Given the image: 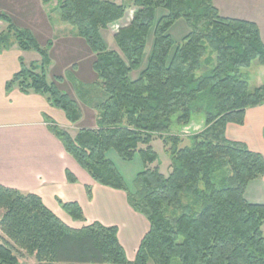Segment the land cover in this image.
<instances>
[{
  "label": "trees",
  "instance_id": "16d2710c",
  "mask_svg": "<svg viewBox=\"0 0 264 264\" xmlns=\"http://www.w3.org/2000/svg\"><path fill=\"white\" fill-rule=\"evenodd\" d=\"M132 6V20L113 36L116 52L101 33L125 18L126 6L59 0L60 21L75 28L93 54L100 94L91 97L95 85L78 90L96 110L95 129H80L74 137L52 123L48 130L97 184L123 191L147 220L134 261L127 260L116 227L95 222L72 229L38 196L0 186V264H20L21 252L37 264H264V204L244 197L248 184L264 176V157L225 137L228 124L242 125L247 109L264 105V84L250 91L240 72L253 61L264 67L258 26L220 16L213 0H133ZM179 20L189 33L175 46L169 30ZM0 22L7 24L0 50L15 43L40 57L28 66L20 60L5 89L44 95L70 124L80 122L76 100L47 82L52 43L40 46L6 14L0 13ZM151 29L152 48L141 69ZM197 114L204 115V127L181 147L173 130ZM156 137L169 156L167 176L157 165ZM111 151L123 162L141 160L133 190L107 157ZM67 178L75 182L69 172ZM58 203L72 221L84 220L77 203Z\"/></svg>",
  "mask_w": 264,
  "mask_h": 264
},
{
  "label": "crops",
  "instance_id": "0c3cea01",
  "mask_svg": "<svg viewBox=\"0 0 264 264\" xmlns=\"http://www.w3.org/2000/svg\"><path fill=\"white\" fill-rule=\"evenodd\" d=\"M0 13L9 16L1 8ZM6 28L7 24L0 22V32ZM259 30L264 43L260 26ZM30 52L21 51L15 43L0 50V186L38 196L47 209L72 229L95 222L116 227L126 258L133 262L141 240L149 231L147 220L129 206L123 191L97 184L67 155L48 130L50 123L58 127L59 124L53 117L57 109L46 96L31 91L23 93L17 86L5 89L20 70V60L26 66L40 61L34 58L27 64L25 55ZM86 129H95V123ZM225 137L264 157V105L247 109L242 125L228 124ZM67 172L75 179L74 183L69 182ZM244 197L251 204H264V176L248 184ZM58 201L77 203L84 220L72 221Z\"/></svg>",
  "mask_w": 264,
  "mask_h": 264
},
{
  "label": "rangeland",
  "instance_id": "374dc122",
  "mask_svg": "<svg viewBox=\"0 0 264 264\" xmlns=\"http://www.w3.org/2000/svg\"><path fill=\"white\" fill-rule=\"evenodd\" d=\"M110 1L118 5H124L129 9L121 22L110 26L101 33L108 50L117 52L113 36L117 29L130 23L136 10L132 6L133 0ZM58 4L59 0H50L48 5H44L41 0H0V8L9 14L8 18L18 29L29 33L40 46L44 47L48 42L52 43L48 51L50 64L45 69L47 82H54L63 93L75 99L82 114L81 122L77 124H70L64 113L58 109L57 114L54 113L53 117L55 123L59 124V127L56 126L60 130H64L74 137L81 128L91 127L97 118L96 110L90 106V97L86 99L87 103L84 102L79 96L78 90L82 89L86 92L95 85L91 97H97L100 91L96 86L98 82L97 75L92 68L93 54L85 41L76 36V29L60 21L59 10L56 7ZM213 5L222 17L255 21L259 24L264 35V0H213ZM158 17L159 14L156 18ZM188 33L189 28L183 20L177 21L169 30L175 46L180 44ZM152 43L153 30L151 29L147 37L141 69L146 65ZM34 58L40 60L39 55L34 51L25 55L27 64L30 61H35ZM240 72L246 77L250 91L264 84V67L259 66L256 61H253L249 67L241 69ZM137 76L138 72H134L130 75V78L134 80ZM204 119L203 114L193 115L188 126L184 129L175 128L173 130L174 134L182 140L181 147L188 144L189 138L204 127ZM152 147L158 156L157 165L160 173L167 176L170 160L163 147L162 139L156 137ZM108 157L123 175L128 188L133 190L138 174L143 171V164L139 157L136 156L131 162H123L112 151L108 153ZM17 257L20 264H37L33 258L26 256L23 252L19 253ZM148 264L153 263L149 262Z\"/></svg>",
  "mask_w": 264,
  "mask_h": 264
}]
</instances>
